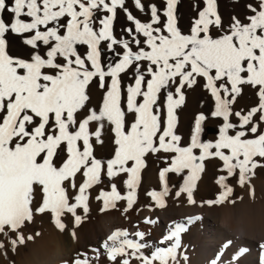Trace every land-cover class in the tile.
Masks as SVG:
<instances>
[{"label":"snow or ice","instance_id":"1","mask_svg":"<svg viewBox=\"0 0 264 264\" xmlns=\"http://www.w3.org/2000/svg\"><path fill=\"white\" fill-rule=\"evenodd\" d=\"M133 3L139 11H145L142 0H133ZM166 3L167 23L162 30L154 27L160 22L155 4L148 5L150 21L142 22L126 7V0H0V233L7 234L5 229L16 233L11 239L14 249L17 244L25 243L21 228L33 220L32 203L37 188L43 200L35 212H51L60 229L64 228L61 216L65 212L72 213L77 224L80 222L76 209L83 206L87 212L84 193L99 182L104 168L102 161L92 154L90 135L99 142L105 120L113 126L117 145L114 158L107 161V174L109 177L120 172L129 174L126 184L133 191L127 196L128 208L133 204L142 157L148 152L173 153L170 166L160 172L162 180L168 172L180 175L189 170L180 190L187 192L189 203H195L192 189L203 167L198 160L218 157L224 162L228 176L239 170V183L243 185L252 169L258 166L255 158H264V131H260L264 124V0H259L256 7L248 6L253 14L247 17L246 23L234 17L228 31L218 37L211 35L213 27L223 29L215 0H205L206 6L199 11L190 34H183L176 25L173 12L176 0H166ZM118 9L133 24L123 29L127 39H118L113 32ZM102 12L110 15L100 18L98 14ZM4 13L9 14L7 18ZM97 19L99 28L95 24ZM9 33L25 37L24 43L32 49L29 58L9 55ZM141 35L143 40L139 38ZM102 42L107 43L108 52H116V47H120L121 51L116 53L118 61L104 63ZM41 45L46 48L43 54ZM80 46H86V53L79 51ZM128 71L133 72L134 83L127 86L125 103L121 74ZM196 76L206 78V87L216 100L211 115L223 117L224 124L218 140L203 142L200 132L205 116L198 115L190 144L181 147V137L173 131V113L184 100L182 88L191 87ZM177 78L176 94L167 92V126L161 131L158 97ZM94 79L100 81L101 88H107L102 106L98 112L90 109L78 120L90 99L88 87ZM222 80L230 83L231 88L223 83L217 87V82ZM241 85L258 88L260 102L246 114L235 113L239 118L237 126L230 121L231 104L239 95ZM93 121L99 122V127L95 133H89L88 125ZM196 149L200 150L199 156L194 154ZM58 159L62 161L59 164ZM130 161L134 162L131 168L127 166ZM81 171L85 181L72 202L65 184L75 187L74 179ZM226 179L225 176L218 179L223 191L216 200L206 203L229 199L232 188L227 186ZM166 194V186L159 195L149 193L161 207ZM101 195L105 196L103 192ZM121 198L113 185L105 204ZM196 219L199 217H190L188 223ZM145 222L155 223L148 218ZM185 230L183 224H175L160 244L174 242L168 247L153 246L150 255L143 251L150 245L141 242L146 235L141 231L134 234L138 239L133 240L128 239L127 230H116L103 247L112 261L121 258L120 264H131L133 258L139 264L157 261L177 264L180 233ZM72 264H90V258L78 255Z\"/></svg>","mask_w":264,"mask_h":264},{"label":"bare ground","instance_id":"2","mask_svg":"<svg viewBox=\"0 0 264 264\" xmlns=\"http://www.w3.org/2000/svg\"><path fill=\"white\" fill-rule=\"evenodd\" d=\"M161 2L157 0L155 5L159 9L161 17L165 19L162 14L165 4L163 5ZM202 3V0H193L192 2L196 10L202 8ZM223 5L224 1L219 0L218 7L226 15V11L222 9ZM126 7L134 15L132 8ZM218 7L216 6L217 12H219ZM117 24L121 26L119 32L125 33L123 29L131 27L132 23L130 24L126 15H123ZM184 26H187V22ZM166 126L161 125V131ZM222 126L223 124L201 125L200 140L214 143L220 137ZM194 129L195 125L178 123L174 124L173 131L181 137L180 144L185 146V143L191 142ZM260 131H264V124H261ZM195 151H197L196 156H199L200 150ZM211 151H215V149ZM225 152L228 154L227 150ZM255 159L258 166L252 169L245 183L241 185L238 169L232 176H228L221 159L215 156H206L203 161H197L203 167L198 172L195 186L192 189V199L195 203H189L187 192L180 191L185 184L182 182V184L171 188L165 197H162V207L151 196V199L146 201L145 207L138 212L132 211L126 214L116 212L105 213L99 217L90 216L88 220L82 221L81 225L74 226V234H71L70 238L59 234V231L53 228L36 248L27 252L10 249L7 245L11 244L7 238L8 234L1 233L0 243L3 244V247L0 248V264H72L73 259L78 255L81 258L86 255L90 258V264H120L121 258L112 261L109 259L107 249L103 247L107 238L114 231L123 229L129 224L132 230L127 231L128 239L133 240L138 239L134 235L137 231L144 232L146 235L141 242L149 244L150 247L143 251L146 255H150L153 246L168 247L174 242L166 241L160 244L162 238L168 235L177 223L183 224L186 228L180 233L181 246L177 249V264H213V261H217V264H264V248L261 247L264 245V158L257 157ZM150 167L144 169L141 177V182L146 189L149 187V189H153L157 186L154 177L157 175L156 169L159 168ZM221 176L227 177L225 183L232 188L229 199L222 203H206V201L216 200L223 191L217 182ZM150 179L152 180L150 181ZM178 191H180L179 196L176 195ZM190 217H199V219L193 220L189 224L188 218ZM145 218L155 221V223H146ZM7 230L5 229V233ZM108 243L112 244L113 242L109 241ZM226 244L227 247H225ZM218 257L219 259H217ZM131 264H139V261L133 258Z\"/></svg>","mask_w":264,"mask_h":264},{"label":"rangeland","instance_id":"3","mask_svg":"<svg viewBox=\"0 0 264 264\" xmlns=\"http://www.w3.org/2000/svg\"><path fill=\"white\" fill-rule=\"evenodd\" d=\"M145 5V11L141 12L139 11L136 6L133 3V0H126V6L132 8L134 11V15L136 18L141 20L142 22H148L151 19V13L148 8V5L155 4V1L157 0H142ZM152 1V2H151ZM162 1L161 3L164 5V9L162 11V14H164L165 19L160 16V22L158 25H154V27L158 26L162 30L165 28V25L167 23V16L165 15V9L167 3L166 0H159ZM217 1V2H216ZM224 5L223 8L224 11H226V15L223 14V10L221 11L218 7L219 6V0H215V4L218 7L219 12L217 14L220 16L223 29H217L213 27L211 29V35L213 37H218L220 35H223L224 32L228 31L229 26L233 22V18H237L241 20L242 22H247V17L252 15L253 13L249 11V5H253L256 7L259 3V0H223ZM10 2V0H9ZM177 3H175L174 6V17L176 20V25L178 29L183 34H190L191 29L194 25V22L196 19L199 18V11L203 10L206 6L205 0H202V8L200 9H194L193 7V0H177ZM188 2V3H187ZM241 2V3H240ZM239 3V4H238ZM248 3V4H247ZM187 4V5H186ZM227 4V5H226ZM183 5V6H182ZM185 5V6H184ZM239 6V7H238ZM231 9V10H230ZM236 9V10H235ZM234 10V11H233ZM123 11L117 10V14L113 19V32L116 38H129L127 36V33H122L120 30V25L117 24L118 21L121 20L123 15L125 13ZM161 12V10H160ZM188 12V13H187ZM136 13V14H135ZM159 13V9H158ZM186 14V15H185ZM223 14V15H222ZM5 17H8V13H4ZM104 15H110L109 13L102 12L99 13L98 16L100 18H103ZM118 15V16H117ZM122 15V16H121ZM184 16V17H182ZM190 16V18H189ZM186 17V18H185ZM189 18V19H187ZM183 19V20H182ZM189 20V21H188ZM193 22H192V21ZM116 21V22H115ZM185 22H187V26L185 25ZM190 23V25H189ZM95 24L97 28L100 27L99 19L95 21ZM131 24V22H130ZM184 24V25H183ZM162 25V27H161ZM180 25V26H179ZM182 25V26H181ZM191 26V27H190ZM43 29V26H41ZM118 27V28H117ZM131 27H133V24H131ZM189 27V28H188ZM123 28V27H122ZM186 28V29H185ZM116 29V30H115ZM118 29V30H117ZM141 40L144 38L142 35L139 37ZM25 37L22 35L9 33L7 36V51L9 55H12L17 58H29L30 54L32 53L31 46H28L24 43ZM146 47V46H145ZM102 48L105 49L104 52V63L107 64L109 61H118V56L116 53H119L121 51L120 47H116V52H108L107 49V43L102 42ZM133 49L135 50V45L133 44ZM86 46H80L79 51L83 54L86 53ZM41 53L43 54L46 51V48L41 45L40 49ZM146 67V63H145ZM133 72L128 71L125 74H121V83L122 88L124 89V101L126 103V89L127 86L134 83V80L132 79ZM196 82L191 86L185 85L182 88V93L184 96V100L182 104L177 106L174 109V124H191L195 125L196 118L198 115L203 114L205 116V120L201 122V125L210 124V125H220L224 124L223 117H213L211 113L215 110L216 107V100L215 97L212 95L211 90L206 87L207 80L204 77L196 76L195 77ZM111 83L110 78L108 79V84ZM225 84L229 89L231 88L230 83H228L226 80L218 81L217 87H219L220 84ZM179 86V79L175 81L173 85H171L168 89L162 91L158 97V107L160 109V123L161 125H167V119H168V113H167V92L171 91L174 95L176 94V87ZM241 91L239 95H236L235 102L231 104V112L232 115H230V121L233 124H239V118L235 115L236 112H242V114H246L252 107L257 106L259 104V96H258V88H254L251 85H241L240 86ZM107 91V88H101L100 87V81L98 79H94L89 87H88V95L90 97L87 106L79 113L77 119L82 120L89 112L90 109H95L97 112L99 111L100 107L102 106V101L104 98V95ZM223 95V93H222ZM178 98V96L176 97ZM231 97H229L230 99ZM129 121L132 120V117H128ZM256 119L258 120L259 117L257 116ZM235 124V125H236ZM99 127V122L93 121L88 125V131L89 133H95L97 128ZM115 133L113 131V126L110 125L106 120L104 121V127L101 130L100 135V141L98 142L96 137L94 135H90V144L92 149L93 156L102 161L104 164L103 171L101 173V178L99 182L93 184L91 187L86 189L84 195L87 197V212L84 211L83 206H80L76 209V216H80V222L77 224L75 221V217L72 213L65 212L61 216V222L64 224V228L60 229L56 226L52 213L51 212H44V213H37L35 212V209L42 204L43 200V194L40 191L39 188L36 189L34 196H33V203L32 208L34 210L33 214V220L31 222H26L25 225L21 228V233L24 235L25 243L24 244H17L15 249L13 248V245L7 244L10 249H13L14 251H22L27 252L31 249L36 248V246L39 244V242L47 237L50 233V230L55 228L54 230L59 231L58 233L61 235L71 237V234H74L75 227L81 225L82 221H85L90 216H102L105 213H129V212H138L142 208H144L146 201L151 199V195H148L151 192H155L158 195L162 192H164L165 186L167 187V192L171 190V188L176 187L182 182H185V177L189 175V170H184L183 174L178 175L175 172H168L165 174L164 179L162 180L160 177V172L170 166V162L173 156V153L164 152V151H158V152H148L142 157V166L139 169L137 182L134 187L133 192V204L131 208H128V200L127 196L130 191H133L132 189H129V187L126 184V181L129 180V174L120 172L112 177H109L107 174V161L110 159H113L115 156V151L117 145L115 144ZM190 143H185V146H188ZM183 145V146H182ZM181 147H185L184 144H180ZM81 150H83V142H80ZM197 150V149H196ZM196 152L194 150V154L196 155ZM160 153V156H159ZM166 157H165V156ZM169 155V156H168ZM61 156H64V153H61ZM168 156V158H167ZM148 158V159H147ZM147 160V161H146ZM58 159L57 163H61ZM157 162V163H156ZM160 162V163H159ZM168 162V163H167ZM134 162L130 161L128 163V167L131 168L133 166ZM156 167L159 169H156L155 175V182L157 183V186L153 189H149L142 184L141 177L144 173V169L146 167ZM163 165V166H162ZM165 165V166H164ZM150 167V168H151ZM141 174V175H140ZM152 179H150L151 181ZM169 180V181H168ZM85 177L83 175V172L81 171L78 173L74 179L75 187H72L71 184L66 183L65 187L67 189L69 197L72 199V202H74V198L76 195L79 194V187L82 183H84ZM139 182V183H138ZM152 183V182H151ZM116 186L117 192L122 197L121 199L115 200V201H109V203L105 204V199L107 196L111 195L112 192V186ZM140 185V186H139ZM143 185V186H142ZM140 187H142L140 189ZM163 187V188H162ZM146 192H145V191ZM143 191V193H142ZM151 191V192H150ZM104 193L105 196H102L101 193ZM143 195V196H142ZM99 197V199H98ZM165 197V195L163 196ZM141 199V200H140ZM114 203V207L112 206ZM128 208V210L125 212V209ZM98 210V211H97ZM90 212V214H88ZM92 214V215H91ZM76 223V224H75ZM76 225V226H75ZM72 226V227H71ZM75 226V227H74ZM131 225L127 224L123 229L120 230H127L128 232L131 231L132 227ZM130 228V229H129ZM7 230V229H6ZM71 230V231H70ZM68 231V232H67ZM70 232V233H69ZM8 234V240L11 243V239H14L16 236V233L9 232L7 230L6 232ZM39 233V235H37ZM1 234V233H0ZM2 236V235H1ZM0 236V237H1ZM32 236L33 238L31 240H28L27 237ZM162 247H165L162 245ZM155 264H159V262H155ZM171 264V261L169 262Z\"/></svg>","mask_w":264,"mask_h":264}]
</instances>
